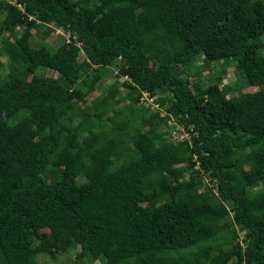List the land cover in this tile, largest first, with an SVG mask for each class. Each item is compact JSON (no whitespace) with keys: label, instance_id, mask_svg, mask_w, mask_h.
Here are the masks:
<instances>
[{"label":"trees","instance_id":"16d2710c","mask_svg":"<svg viewBox=\"0 0 264 264\" xmlns=\"http://www.w3.org/2000/svg\"><path fill=\"white\" fill-rule=\"evenodd\" d=\"M2 35L0 264H264V0H0Z\"/></svg>","mask_w":264,"mask_h":264},{"label":"rangeland","instance_id":"374dc122","mask_svg":"<svg viewBox=\"0 0 264 264\" xmlns=\"http://www.w3.org/2000/svg\"><path fill=\"white\" fill-rule=\"evenodd\" d=\"M33 33H34V30H32ZM4 38V36H0V47L2 46V39ZM264 39V36L262 37ZM31 40V44L33 46H37L39 44V39L37 36H35V34H33L32 38L30 39ZM68 41V33L63 31L61 28H57L55 27L54 28V31L48 36L47 38V42L48 44L50 45V47L52 48H56L57 46L61 45V43L63 41ZM263 51H264V48H263ZM1 60H3L4 62L6 61V58L5 56H0ZM84 58V54L82 51H80L79 53V59H82ZM117 63L114 65L112 64L110 69L112 71V73L109 75L108 77V80L105 81L103 83L102 86H107V84L109 82H112L114 79H116L117 77L114 75L115 72L117 71ZM197 65L199 67V69L197 68H194V73L196 72V70H201V77H198V75H193L191 76V80L194 81V80H197L198 78V83H200L203 87L204 86H207L210 81L208 80V76L210 74H213L216 69H215V66H217V63H211V65H213V69H208L206 68L204 65H203V58H198L197 60ZM178 69L180 71H182L181 67L179 66ZM43 72L47 75H54L56 76L57 73L54 72V71H51V70H46L44 69ZM211 72V73H210ZM125 79V77H120L119 78V81H123ZM236 79H235V76H234V72H233V67L232 66H228L227 67V70H226V73L225 75L223 76V78L221 79V82H220V88L222 90H225L227 92V96H231V95H235L237 94V91L236 89H238V87H234L235 84H236ZM241 84V83H240ZM237 85V84H236ZM257 89V86H243V90L244 91H255ZM124 92V91H122ZM103 93V89L102 87H95V88H92V89H89L86 94H85V101L86 103H89L91 102L92 100H94L95 98H97L98 96H100L101 94ZM143 103L144 105H147V106H150V107H153V108H156V105L153 101L151 100H142L140 101V104ZM84 103L80 104V106H83ZM149 107V108H150ZM152 108V109H153ZM162 109H164L162 107ZM151 110V108H150ZM150 110H147V114H150ZM152 111V110H151ZM161 115L165 114V111L164 110H161ZM108 124H110V121L107 122ZM170 123H173V121L171 119L167 120V125L170 124ZM174 124V123H173ZM162 128V127H161ZM182 127L181 126H175L171 129V131H176V134H173V135H170V139L171 140H175V138H173V136H179L181 133H177V130L178 129H181ZM178 134V135H177ZM169 138V136L167 137ZM181 139V137H180ZM186 178H187V175H186ZM80 180L84 179V176H80L79 178ZM243 235V233L241 232L240 233V237L241 238ZM75 253L76 251L74 252H71L69 254H65V253H58L56 254L55 256L51 257L49 256L48 254L46 253H38L35 257V260L38 264H79L78 261H76V258H75ZM83 264H87V262L85 261ZM93 264H101V262L99 260L95 261Z\"/></svg>","mask_w":264,"mask_h":264},{"label":"built area","instance_id":"2783aa9c","mask_svg":"<svg viewBox=\"0 0 264 264\" xmlns=\"http://www.w3.org/2000/svg\"><path fill=\"white\" fill-rule=\"evenodd\" d=\"M142 100H151V101H153L154 100V97H152V96H149V94L147 93V92H143L142 93V96H141V98H140V101H142ZM154 102V101H153ZM155 103V102H154ZM155 105H156V108L158 107V105L155 103ZM182 129V133L179 135V136H175V137H178L179 139H180V137H181V139H183V138H187V136H188V133L185 131V129L184 128H181ZM172 134H176V131H172ZM178 135V134H177ZM180 139V140H181Z\"/></svg>","mask_w":264,"mask_h":264},{"label":"clouds","instance_id":"9594fccd","mask_svg":"<svg viewBox=\"0 0 264 264\" xmlns=\"http://www.w3.org/2000/svg\"><path fill=\"white\" fill-rule=\"evenodd\" d=\"M157 105H158V104H157ZM157 108H159V106H158ZM161 112H162V111H161ZM161 112H160V113H161ZM163 115H164V114H163ZM187 137H188V136H187Z\"/></svg>","mask_w":264,"mask_h":264}]
</instances>
